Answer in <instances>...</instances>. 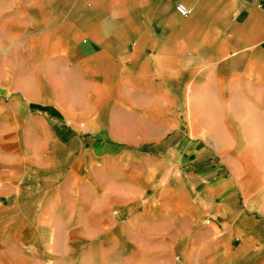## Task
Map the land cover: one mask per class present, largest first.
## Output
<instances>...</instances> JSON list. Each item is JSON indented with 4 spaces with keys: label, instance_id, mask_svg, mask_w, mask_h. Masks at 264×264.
Here are the masks:
<instances>
[{
    "label": "crops",
    "instance_id": "obj_1",
    "mask_svg": "<svg viewBox=\"0 0 264 264\" xmlns=\"http://www.w3.org/2000/svg\"><path fill=\"white\" fill-rule=\"evenodd\" d=\"M0 264H264V0H0Z\"/></svg>",
    "mask_w": 264,
    "mask_h": 264
},
{
    "label": "built area",
    "instance_id": "obj_2",
    "mask_svg": "<svg viewBox=\"0 0 264 264\" xmlns=\"http://www.w3.org/2000/svg\"><path fill=\"white\" fill-rule=\"evenodd\" d=\"M176 9L183 16H187L191 12V10L188 7H186L184 4H178L176 6Z\"/></svg>",
    "mask_w": 264,
    "mask_h": 264
}]
</instances>
